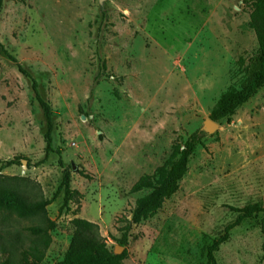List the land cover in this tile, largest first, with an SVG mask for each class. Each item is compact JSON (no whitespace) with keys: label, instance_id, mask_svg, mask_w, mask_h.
Here are the masks:
<instances>
[{"label":"rangeland","instance_id":"374dc122","mask_svg":"<svg viewBox=\"0 0 264 264\" xmlns=\"http://www.w3.org/2000/svg\"><path fill=\"white\" fill-rule=\"evenodd\" d=\"M251 9L252 0H3L0 43L50 106L53 153L36 165L45 120L30 80L0 53V187L52 199L26 218L0 210V264H58L74 219L94 223L107 248L118 245L147 193L132 185L253 70ZM217 124L203 132L177 191L131 227L122 264H207V247L236 217L228 206L264 208V87ZM13 158L21 164L1 168ZM65 171L80 197L63 208L62 191L52 197ZM49 222L42 237L28 231ZM46 239L31 261L28 251ZM214 259L264 264V213L235 226Z\"/></svg>","mask_w":264,"mask_h":264},{"label":"trees","instance_id":"16d2710c","mask_svg":"<svg viewBox=\"0 0 264 264\" xmlns=\"http://www.w3.org/2000/svg\"><path fill=\"white\" fill-rule=\"evenodd\" d=\"M2 5L3 0H0V12ZM248 25L253 30L257 42L255 66L240 88L227 90L215 102L208 118L216 123L222 120L230 122L235 110L264 87V0H252ZM0 53L15 63L18 72L31 82V91L42 111L46 125L44 156L36 165L43 164L48 155L53 153V123L50 106L40 98L36 83L31 75L16 62L1 43ZM202 136L203 131L197 130L190 134L182 143L175 142L167 159L160 166L156 167L152 174L141 176L132 185L130 189L132 192L147 190V193L135 200L130 219L119 230L121 232L120 237L116 240L119 246H126L132 226H137L143 220L153 216L161 208L163 202L177 191L178 183L187 172L189 158L193 154L196 145L200 144ZM20 164L17 163V158H13L5 161L1 165V168L4 169ZM60 191L63 193V208H66L70 202H77L78 197H80V194L76 190H71L70 188L68 171L63 173L61 182L52 198ZM50 201H28L18 192L5 190L0 187V210L9 211L19 218H26L44 212V208ZM227 208L236 214V217L232 223L225 226L223 233L207 247L205 253L207 264H216L214 253L218 250L220 244L228 239L229 232L235 226L245 219H249L259 213H264V208L257 205L239 208L228 206ZM72 222L74 231L63 258L58 264H122V261L126 257L125 249L119 255H114L113 250L107 248L104 241L100 238L97 226L94 223L84 219H74ZM53 226L54 224L49 222L45 228H29L28 231L36 237H42ZM47 244L48 241L46 239L42 243V249H39L38 245L33 246L27 254L30 257L29 259L35 263L39 262L43 255V249L47 247Z\"/></svg>","mask_w":264,"mask_h":264},{"label":"water","instance_id":"95a60500","mask_svg":"<svg viewBox=\"0 0 264 264\" xmlns=\"http://www.w3.org/2000/svg\"><path fill=\"white\" fill-rule=\"evenodd\" d=\"M99 1H102V0H99ZM217 129H218V124L210 120L209 118L205 119L201 127V130L206 134H213L215 131H217ZM22 164L24 165L25 161H22ZM122 251H123L122 246L117 245L113 248L114 255H119Z\"/></svg>","mask_w":264,"mask_h":264}]
</instances>
